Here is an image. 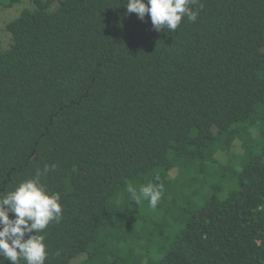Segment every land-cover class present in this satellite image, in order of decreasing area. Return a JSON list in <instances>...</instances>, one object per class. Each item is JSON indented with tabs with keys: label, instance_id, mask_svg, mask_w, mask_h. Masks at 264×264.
Segmentation results:
<instances>
[{
	"label": "trees",
	"instance_id": "obj_1",
	"mask_svg": "<svg viewBox=\"0 0 264 264\" xmlns=\"http://www.w3.org/2000/svg\"><path fill=\"white\" fill-rule=\"evenodd\" d=\"M27 1L0 46V195L56 166L45 264H264V0H198L174 32L127 0ZM149 183L155 208L127 192Z\"/></svg>",
	"mask_w": 264,
	"mask_h": 264
},
{
	"label": "clouds",
	"instance_id": "obj_2",
	"mask_svg": "<svg viewBox=\"0 0 264 264\" xmlns=\"http://www.w3.org/2000/svg\"><path fill=\"white\" fill-rule=\"evenodd\" d=\"M198 0H127L128 13H135L140 20L149 14L151 24L156 31L167 28L176 31L184 17L194 22L199 14L193 10ZM202 7V5H201ZM55 165L45 164L42 170L19 183L6 195H0V264L5 260L11 264H45L47 245L44 230L50 223H59L62 218L61 195L51 192L41 177L55 170ZM162 184L149 183L139 189L131 184L127 192L132 201L139 204L147 200L155 208L161 199ZM14 218H9V214ZM34 233V234H33ZM27 234V238L26 237Z\"/></svg>",
	"mask_w": 264,
	"mask_h": 264
},
{
	"label": "rangeland",
	"instance_id": "obj_3",
	"mask_svg": "<svg viewBox=\"0 0 264 264\" xmlns=\"http://www.w3.org/2000/svg\"><path fill=\"white\" fill-rule=\"evenodd\" d=\"M31 5L27 0H21L19 3L15 4L10 8L0 7V46L5 47L8 44V35L5 32V24L18 16L21 10L25 8H30ZM241 152L238 143L232 145L231 150L220 156V161H225L233 154H239Z\"/></svg>",
	"mask_w": 264,
	"mask_h": 264
}]
</instances>
